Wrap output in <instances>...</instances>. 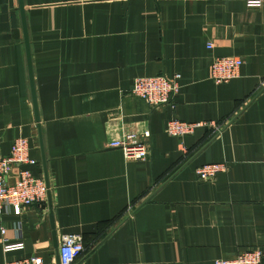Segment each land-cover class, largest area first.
<instances>
[{
	"label": "crops",
	"instance_id": "obj_1",
	"mask_svg": "<svg viewBox=\"0 0 264 264\" xmlns=\"http://www.w3.org/2000/svg\"><path fill=\"white\" fill-rule=\"evenodd\" d=\"M50 204L0 216L23 250L57 264L61 236L80 235L75 264H213L259 249L264 264V7L245 0H22ZM207 44H212L208 49ZM240 58L215 84L214 58ZM180 76L175 108L131 94L138 77ZM171 119L212 123L166 133ZM148 156L109 147L142 137ZM27 140L43 177L17 0H0V157ZM223 163L213 182L195 169ZM15 170L6 178L12 182ZM45 180V179H44ZM52 213L55 239L49 223Z\"/></svg>",
	"mask_w": 264,
	"mask_h": 264
},
{
	"label": "built area",
	"instance_id": "obj_2",
	"mask_svg": "<svg viewBox=\"0 0 264 264\" xmlns=\"http://www.w3.org/2000/svg\"><path fill=\"white\" fill-rule=\"evenodd\" d=\"M250 8L264 7V0H245ZM211 49L212 44H207ZM243 61L240 58H214L210 64V78L219 84H226L239 75ZM180 90V76L172 77L156 75L151 77H138L132 82L131 94L143 100L151 109L168 106L175 108V98ZM210 127L219 131L212 123H187L177 119H171L166 124V133L174 138H182L192 135L197 129ZM149 133L142 137L125 135L123 138L113 141L109 147L119 149L125 160L140 161L148 156L145 140ZM39 163L29 157L27 140L16 138L11 143L6 157H0V216L11 214L20 216L23 210L31 206H39L47 201L48 189L43 177H36L26 166H35ZM15 170V178L7 182V176ZM225 171L223 163H212L199 166L194 173L201 182H213L217 174ZM16 234V242H9L5 237V229L0 228V245L2 252L8 253L20 251L24 243L20 241V225L16 222L13 226ZM84 252L83 240L80 235L68 234L61 236L57 249L59 264H75ZM262 252L259 249H246L227 258L216 259L213 264H261ZM4 264H55L45 263L39 257L32 256L5 262Z\"/></svg>",
	"mask_w": 264,
	"mask_h": 264
},
{
	"label": "water",
	"instance_id": "obj_3",
	"mask_svg": "<svg viewBox=\"0 0 264 264\" xmlns=\"http://www.w3.org/2000/svg\"><path fill=\"white\" fill-rule=\"evenodd\" d=\"M17 8H18V13H19V19H20V26H22V31H23V39H24V45H25V53H26V62H27V70H28V79H29V85H30V92H31V99H32V104H33V112H34V118L35 122L37 125L38 129V139H39V146L41 149V163L43 166V171H44V179H45V185L46 188H49V182L47 179V172H46V166H45V158L43 155V144H42V139H41V130L39 127V117H38V112H37V103H36V97H35V89H34V83H33V72H32V66H31V57H30V50H29V42H28V36H27V28H26V23H25V13H24V8H23V2L22 0H17ZM48 202L50 204V195L48 193ZM49 223L50 226L53 230L52 236L53 240L55 239V232H54V223H53V216L52 213H49ZM57 264H59L58 259H57Z\"/></svg>",
	"mask_w": 264,
	"mask_h": 264
}]
</instances>
